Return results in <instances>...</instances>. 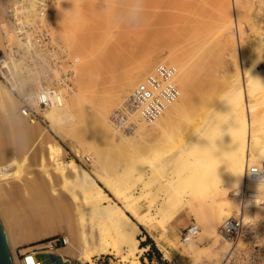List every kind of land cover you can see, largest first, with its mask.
Listing matches in <instances>:
<instances>
[{"label":"rangeland","instance_id":"obj_1","mask_svg":"<svg viewBox=\"0 0 264 264\" xmlns=\"http://www.w3.org/2000/svg\"><path fill=\"white\" fill-rule=\"evenodd\" d=\"M231 1L232 0H228L229 2L228 5L227 4L222 5L220 0H50L47 4H44V8L46 9V13L49 20V33H50V43H51L50 47H52L51 52H54L55 54L60 55L62 57H65L68 60H72L74 58L77 60V56L80 57L81 54L72 46L73 43L72 45L69 43L68 30L71 31V27H69L68 25L69 20L66 19L65 24L60 22L59 15H57L58 12L57 10L60 5L64 4L63 2H66V5L67 3H69L70 5L75 2L79 7L81 13L79 14V16L81 15L82 18L81 19L79 18L80 24L76 23L77 25H79L77 27L78 30L76 31V36L79 39L83 38L81 40H83L86 44L85 57L87 61L85 65L81 67V69H80V65L79 68H77L79 61L74 63L73 68L76 67L78 69V72L80 70V73L79 75L78 73L75 74L74 77L72 78V81L74 79V82H76V88L80 89L79 91L82 92L81 94L87 96L86 97L87 100H85V96H81V97L79 96L81 98L80 100L81 102H79L78 100V102L75 103L74 114H79V115H75L76 118L75 123H70L66 121L67 123L65 124L59 123L57 125H54V129L50 130L47 128L49 122L46 121L44 117L41 115L40 118L41 120L32 124V127H30L32 134L30 135L31 141L29 142L31 146L29 145V143L24 145L23 141H21L22 140L21 137H19L18 134L19 130L16 127V125L22 122V124L29 126V124L31 123L25 121L22 118V116L21 117L19 116V113H17V104L13 108L14 111L13 112L11 111L8 117H5L3 115V111H1L0 108V124H1L0 137L1 135L3 136V138L1 137L3 141H5V138L7 137L6 138L7 140L5 142H3L0 139L1 149H2V151H0L1 154H3V156L6 155V158L7 156L10 157L11 155L17 159H20V156L22 155L21 152H23L22 150L29 149L28 150L29 155L25 159V164H23V166L19 168L21 170L20 173L19 170L16 169L17 168L16 166H13L12 169V170L16 169L15 171L19 173L20 177L17 178L13 177V176H18L16 174L8 178L7 182L5 181L6 179L0 180V199L4 201L6 205H8V203L9 205H11V207L9 205L7 207L10 209H14L11 211L9 210V213L15 217H18V215L21 214L22 212L24 213L23 210L25 209L26 211V208L29 206L30 203H31L30 206L32 207L34 206L36 208L38 206L39 208L37 207V210L35 208H33L32 210L35 209V212L38 211L36 212L37 214L42 213V215L40 214V216L42 217L39 223V227H41L44 231L48 227V224H50L52 227L49 228L50 233L46 237L37 240L27 241L22 243L20 242L13 243L12 240L10 241L9 239L10 249L18 264H22V259L28 253L31 252L36 253L41 260L47 261L45 254L56 253L58 250L67 247L68 242H73L74 244L78 243V240H76V237L78 236L76 231L79 228V225L77 223V218H75L76 214H73L74 207L69 206L68 204L66 205L62 204L66 202L65 200H67L68 195L65 194L67 193L66 192L67 189L71 188V184L68 181V183H65L64 185V183H62L61 180L58 179V177L55 178L53 182L49 181L46 178V173H45L46 171L44 169V166L42 165V163L40 164L41 162L40 156L41 155L44 156L46 152L45 150L46 143L55 144V142L56 145L61 148L62 150L61 152H63L62 155L63 160L64 161L73 160L76 163V165L79 167V169L86 170L91 175V177L96 180L97 185L102 187V184L96 179V177L98 175L104 176V174L106 173L108 174V175L106 174L107 176L111 177L110 179L113 182L115 181L114 184L118 186V192H116L115 198L103 188L105 193H107V195L110 197V199L113 202L115 203L119 202V204H122L121 199L124 195L139 196L140 199L137 202H135L133 205L134 213L138 217L149 216L152 214V212L155 209L161 208V213H160L161 216L159 218L161 225L158 227L155 224H151L147 226V228L145 229L143 227H140L141 235L139 236V238L143 237L140 241V245L142 246V243L146 239V235L147 236L150 235L149 237L154 241L155 247L158 250L159 254L155 252L154 253L151 252V249L147 247V249L140 254L139 264H159L157 260L159 257H160V261L164 262L165 264H218L220 256L226 250L225 245L217 246L216 244V246L212 247L211 240L208 241L202 238L199 239L198 241V236H197L193 241H191L194 243V245H196L193 247L194 251H190L188 255L185 257L180 255L179 249L173 248L172 259L167 260L164 259L162 252L159 250L158 246L155 243V240H157V238L163 240L164 234L162 232L161 227L164 224L165 226H167L166 228H168V234L170 235L171 242H175V243L180 242L182 244L180 240L181 232L183 230V227H186L188 224H190V222H195L198 226H200L199 228L201 231L202 225L198 217L193 212H191L189 208L185 207L181 209V207L178 205L176 206L168 205V202L165 204H163L162 202L160 203V200L165 193V192L163 193L160 183H161V179L164 176L171 175L174 171L176 172L179 171V170L173 171V169H179V168L182 169V167L180 166L181 162L179 160L180 148L181 146L185 145V143H183L185 140H187V144L185 145L186 148L192 146L194 143L192 138H194L195 136V134L190 133L188 134V136L189 135L191 136L187 137V135L185 134L189 133L191 126L193 127V125H197L196 123L200 125L199 120L202 119L203 121V119H205L203 115L204 113L207 114V112L211 108L215 110V108L217 107L216 104L214 102H210L209 99L212 98L211 101H213L215 98L219 97L220 94L222 96V93H224L226 90H229V88L233 89V87L239 83L240 86L242 85L244 89L246 88L245 95L247 97V102L249 104H252L253 108L254 107L256 108L253 109L254 110L253 112H255L254 114L261 115L264 112V107L259 106L261 105L258 98L260 95L257 94L259 93V91L262 92V90L260 89L264 87V86L261 87L260 84L264 82V80H262V75L264 74V72L261 73V68L264 70V4L257 5L256 3H246L245 1L241 0V2L243 3L240 2L241 5H236L234 1H232L231 4ZM13 6L14 5L11 4L10 2L0 0V24L4 23V25L9 29H11V27L9 26L10 23L8 21L9 13L10 11H12ZM235 6H237L238 9H236ZM23 7H27V5H23ZM35 8H36L35 11L37 10L36 11L37 13L41 15L43 14L42 13L43 10H40L39 7L36 6ZM152 8H157V9H152ZM32 12L34 13V11ZM231 17L232 19H230ZM227 18L230 21L231 20L233 21L232 22L233 26L232 25L230 26L229 20H227ZM236 18L237 19L240 18V19L237 20ZM227 21L229 24L228 26H227ZM73 22H75V20ZM222 22L226 23L225 24L227 26V27L225 26L226 29L224 27L222 28V24H221ZM237 23L238 24L241 23L239 24V26L243 24V26H240V28L242 27L241 28L242 30L239 28ZM253 24L255 26H252ZM218 27H220V29ZM252 27L255 29H253ZM221 30L224 32V34L223 32L221 33ZM255 30L256 32H254ZM217 33L219 35L221 34V36H219ZM230 33L231 35L234 36H231ZM0 35H1V30H0ZM14 35L15 34H13V36H11L9 40L12 44L11 46L12 51L13 50L16 51L18 50V48H20V40H18L16 35L15 36ZM193 37H195L196 40ZM215 37L216 38L219 37V40H216ZM229 37H231L232 39L231 38L229 39ZM15 39L18 40L17 44H13L15 42ZM12 41L14 42L12 43ZM51 41L54 42L52 43ZM198 41L199 43L201 41L205 44L204 46H202L203 43H201L202 44L201 48L200 45H198L201 50L200 49L196 50V48H198L197 46ZM65 42H67V44H65ZM66 45L69 46L67 47ZM177 47L179 48L177 49ZM170 50L171 52L174 51L175 53L177 52L175 55L178 58L184 59L183 56H185L187 57L186 59H184L185 61L192 60L195 63L196 62L198 63V64L196 63V66L198 65L197 68H198L199 78L198 75H196L197 76L196 78H198V80L195 81L196 90L198 93L196 97V102L199 103L198 100L201 99L199 104L196 103L198 107L192 109V108L184 107L182 105L181 107L183 109L180 108L182 111V116L180 114L181 113L180 111V113L177 112V114H180L178 115V117L176 116V112L170 111L168 114L169 118L167 117L166 119L161 121V126L164 128V130L166 129L165 131L164 130L162 132L156 131L152 129V126H147L145 129H143L145 131L147 130L146 132L140 131L138 129V131L140 132H137V134L139 135L141 140L139 139L140 142L139 141L132 142L130 146L131 148L130 150L129 147L121 148V147H116L114 144L106 145V143L101 138L98 139L99 133L96 126L94 127L95 124L93 122V117H94L93 113L95 109L102 104L101 102L102 100L106 101V97H107L106 94L108 95L112 94L111 97H107L109 98L107 99V101H112V102L115 101L116 103L113 109L109 112L110 114L107 116L109 117V121H110L111 114L114 112L115 109L118 108L116 106L121 105L122 102L124 101L125 95L120 96L119 98L118 96L120 95L119 89H121L123 85L125 86V81H127L126 77L129 76L131 72H133V70H136V72L141 71V65L147 64L149 68L141 75L140 79L142 80V78L146 75V73L152 70L153 67L159 62H161L163 58H166L168 56V55L166 56V54L169 53L168 51ZM90 54L94 56L91 57ZM186 54L187 55L191 54L189 56L192 57L193 55L194 57L190 59V57L186 56ZM194 54L195 55L199 54V56L198 55L195 56ZM195 58L197 59L196 61ZM75 72H77V70H75ZM15 73L16 75L14 74L15 75L14 79H16L17 81L19 80L20 85L24 84L25 87L28 85H29L28 87H30L31 83L32 84L34 83L33 79H27L30 81L26 80L27 83L24 82L25 81V79L23 78L24 74L22 75V74H18L17 72ZM236 79H238V81ZM216 80H218L219 82L218 81L216 82ZM0 84L3 85L7 90H9L12 98L14 97L15 103L18 102L16 100L15 95L12 94L13 91L11 92V88L7 87V85L1 78H0ZM134 84L131 85L130 89H132ZM90 88L91 91L89 90ZM130 89L127 92L128 94L130 92ZM73 90H75V86L73 87ZM86 91L91 93L93 91L94 94H89L88 92L86 93ZM16 92L18 93L17 90ZM104 93H106L105 94L106 97L102 96V94ZM128 94H126V96H128ZM90 95L92 96L90 97ZM201 95H203L204 97H202ZM82 97L84 98V100L82 99ZM199 97L200 99H198ZM120 98H121L120 100L121 102L118 101ZM68 99L71 100L72 98L68 97ZM88 99L91 101V103L92 102L94 103L93 107L95 108L92 107L93 103L88 105V102H86L88 101ZM118 102H120L121 104H118ZM86 105L89 106L88 108L91 110H88ZM206 106L208 107L207 108L208 110L204 111L205 110L204 107ZM83 107H85L86 110ZM82 110L84 111L82 112ZM200 110L204 111V112L201 111L203 112V114L200 112ZM78 111L82 113L80 114L78 113ZM86 113L88 114L86 115ZM172 113L173 116L171 115ZM82 114H84L83 118H80V116L82 117ZM209 115L210 114H208L207 116L209 117ZM86 116L89 117L87 118ZM171 116L173 119H171ZM200 116L203 118H201ZM207 116L206 118H208ZM84 118H86V121H84L85 120ZM89 118L90 121H92L93 123V125L90 123L91 126H93V129L91 126H89L90 125L89 124L90 121H88ZM81 119H83L85 123H83ZM76 121L78 125L75 126L74 124H76ZM83 125H88V127L87 126L83 127ZM165 125L167 126V128ZM66 126L69 128H67ZM72 126L74 128L70 130V127ZM2 127L3 129L6 127L4 131L8 129L7 130L8 132L7 131L4 132ZM80 127L81 129H79ZM43 128L45 130L48 129L46 130L47 135L42 138L45 144L42 143L37 146H33L34 144L36 145V143L35 142L32 143V141L38 138V135L40 131L43 130ZM85 128H87L90 133L87 130H85ZM224 130L225 129L223 126L218 125V127L215 130H213L214 132L213 134H211V136L218 137L220 136V134L224 132ZM84 131L87 133L88 137H85L86 134ZM9 132H11L10 135H12L10 137L9 135L7 136ZM88 139L91 140L90 143L94 142L93 143L94 147L96 148L100 147L99 149H95L91 144L96 151L100 150L99 154L103 153L101 156L104 159L101 157V160H99L98 164L101 165L98 166L99 168L98 167L93 168L94 164H92V162H93V156L95 157V155L91 156L92 154L91 152L94 150L93 149L91 150L90 148L92 147H90V145L89 146L87 145L89 144L87 141ZM143 142H146V144H143ZM78 144H81L82 146ZM11 145H12V150L10 148ZM22 145H24L25 147ZM89 150L91 151L90 153H88ZM96 151L94 152L96 153ZM76 154H78V156ZM86 157L89 158V161L86 160ZM180 159H182L183 161V158ZM176 160H177L176 162L177 164L180 163L178 165L179 168L178 166H175L176 163L174 161ZM263 161H264V157L260 156L259 162H263ZM95 168H97V170ZM183 172L181 175L179 174L180 184L183 182L182 179L187 178L188 174L190 173L189 171H187V174L186 173L184 174ZM106 175L104 177L107 178L109 181H111L109 177H107ZM177 175L175 176L177 177ZM68 176H69L68 177L69 180H71L72 174L69 173ZM117 176L119 178H116ZM189 176L193 177L191 175ZM25 177L26 178L28 177L27 181L30 180L29 181L30 184H27V186L29 185L28 187L30 190V192H28L27 195L29 193L30 195L29 196L26 195V196L29 197V199L32 201L29 202L28 200L27 203V200L25 199L27 197L26 196L23 197V199L27 203L26 204L24 202L26 208L25 205L20 204L21 203L20 200H22L23 203V199L20 198L22 196L15 197L13 193L10 194V192L6 190L8 184H11V182L12 183L16 182L15 179L17 180L18 178H25ZM193 180L195 181L196 179ZM61 183L63 184V186ZM201 183L203 184V181ZM201 183H197L196 187H194V190L196 191V188L200 187L199 191L200 194L203 193L201 198L203 199V201L200 203L199 199H195L194 201V199L192 198L193 206L195 205V208H197L199 204L198 206L199 208L197 209V211L206 210L207 209L206 205L208 204L206 203L207 201L206 197H208L207 196L208 194L206 192L205 187L200 186ZM31 184L33 186L35 184V186L34 187L31 186ZM40 184L43 186L42 187L37 186ZM13 185L15 186V184ZM251 186L249 185V187L253 188V185ZM32 187L33 188L37 187V190L44 192H37V190L33 189ZM6 191H8V193H6ZM34 191L37 193L35 194ZM204 191L206 193H204ZM229 191L231 192V190L228 189L227 192ZM40 193H42L43 196L39 195ZM260 193H262V191ZM62 194L63 196L64 195L66 196L65 200H64L65 196L64 197L61 196ZM200 194L197 193L198 196ZM38 195L43 199H40ZM59 196L60 198L62 197L61 198L62 200H60L61 202L63 201L61 203L62 206L60 205L57 206L58 203L60 204V202L57 201V198ZM262 196L264 198L263 193ZM35 197L36 199L37 198L40 199L39 201L44 200L45 203L42 201L43 204H47L43 206L44 209L42 208V206H40L42 202L40 203V205L39 204L37 205L39 201H36ZM14 198L16 199V201ZM44 198H46V200ZM68 200L71 201L70 199ZM68 200L66 203H69ZM16 202H19V204L18 203L16 204ZM202 203H206L205 206ZM69 204L72 205L73 202L72 204L71 203ZM17 205L20 206V209H22L21 206L22 207L24 206L22 212ZM234 206L235 207L229 209L230 212L233 211L234 208H236V205ZM40 208H42V210ZM12 211L13 213H11ZM14 211L17 213V216L16 213L14 215ZM27 211L29 210L27 209ZM27 211L25 213H27ZM44 211L46 212L43 217ZM229 211L228 213H230ZM258 212H256V216L264 221V210L259 212V214ZM1 213L2 212H0V214ZM23 213L21 214L22 217L21 220L23 219L26 220L24 217L25 214ZM217 227H219V225ZM24 229L25 228H22L21 234L26 239L27 237L26 233L29 232H25L26 230ZM150 229L151 231L148 232V230ZM152 237H155V239H153ZM63 239L64 240L67 239V241L65 240L64 242ZM185 244L187 243H184L183 245ZM147 253H149L148 256ZM66 261H69L71 264H80L79 261L75 259V255H69L68 257H66ZM87 264H121V263L118 261L117 258L110 255H94L90 260V262H88Z\"/></svg>","mask_w":264,"mask_h":264},{"label":"bare ground","instance_id":"obj_2","mask_svg":"<svg viewBox=\"0 0 264 264\" xmlns=\"http://www.w3.org/2000/svg\"><path fill=\"white\" fill-rule=\"evenodd\" d=\"M220 1H221L222 5H225V4L228 5L229 4L228 0H220ZM232 1H234V3L236 5H241L240 4L241 0H232ZM232 1H231V4H232ZM243 1H245L246 3H256L257 5H263L264 4V0H243ZM63 3H64L63 5H60L58 7L57 15H59L60 22H62L64 24H65L66 19L69 20L68 25H69V27H71V31L68 30L69 31V34H68L69 43L71 45L73 43L72 46L81 54L80 57L77 56V61H79L77 68H79V65H80V69H81V67H83L87 61L86 57H85V55H86V49H85L86 44L83 40H81L83 38L79 39L76 36V31L78 30L77 27L79 26L76 23L80 24L79 20L82 17H81V15L79 16V14H81V13H80L79 7L77 6V4L75 2L70 4V5H69V3H67V5H66V2H63ZM241 3H243V2H241ZM35 6L36 5H34V3L31 4L30 12L34 11V13H35L37 11V10L35 11V9H36ZM69 6H71V7H69ZM113 6H115V5H113ZM235 7H236V9H238L237 6H235ZM132 8H134V7H132ZM152 9H157V8H152ZM186 14H188V13H186ZM229 17H230V15H229ZM230 19H232V17ZM239 19H237V20H239ZM74 20H75V22H73ZM227 20H229V19L227 18ZM232 22H233L232 20L231 21L229 20L230 26L233 24ZM219 24H220V22H219ZM221 24H222V28L224 27L225 29L229 25L228 21H227V26L225 25L226 23L222 22ZM239 24H241V23H239ZM239 24L237 23L238 26H239ZM240 26H243V24ZM240 26H239V28H240ZM252 26H255V25L253 24ZM220 27H218V28L220 29ZM231 28H233V27H231ZM217 29H216V31H217ZM240 29H239V31H240ZM253 29H255V28H253ZM0 30H1L0 58H2V56L4 57L2 59L4 60V62L6 64L5 67H6V71H7L6 76L8 77L7 80L9 83H12L11 84L12 86L16 87L18 94L30 93V95L32 96L33 93H31L32 90L29 89V87H28L29 85L25 87L24 84L20 85L19 80L17 81L16 79H14V76L16 75L15 72H17L18 74L23 73L24 74L23 78L25 79L24 82H26V83H27V81H30L27 79H33V78H31L32 73L30 72V70L26 71L24 68V65H23L24 59H22V58L17 59L14 56L15 54L13 53V51H15V50L12 51V49H11L12 44L9 40H10L11 36H13L14 31H13V29L11 30V29L7 28L4 25V23L0 24ZM222 30H224V29H222ZM222 30H221V33L223 32ZM254 32H256V30ZM223 34H224V32H223ZM223 34H222V36H223ZM106 35H108V34H106ZM230 35H231V33H230ZM66 36H67V34H66ZM219 36H221V34ZM231 36H234V35H231ZM193 38L196 40L195 37H193ZM230 38L231 37H229V39ZM220 39H221V37H220ZM216 40H219V37H217ZM231 41H233V40H231ZM13 42L14 41H12V43ZM17 42H18V40L15 39V42L13 44H17ZM51 42L53 43L54 41H51ZM2 43H4V44H2ZM201 43H203V42L200 41V43H199V41H198V44H197V46L200 45V48L205 45L204 43H203V45ZM65 44H67V42H65ZM18 45H19V43H18ZM20 45H21V43H20ZM66 46L68 47L69 45H66ZM178 48L179 47H177V49ZM200 48L198 46V48H196V50L200 49ZM173 49H172V51H173ZM168 52L169 53L166 54V56L167 55L168 56L166 58H163L162 61L159 63H167V64L171 63L170 65L173 64L175 66V68H176V77H175L176 81L175 82H176L178 89H179L178 99L173 104L168 106L167 109L162 113V115L153 123L146 124L144 122H138L136 130L134 133L123 134L120 131L116 130L112 126V124L109 121V117H107L110 114L109 112L113 109V107L116 104L115 101H113V102L107 101V99H109L107 97H111L112 94H109V95L106 93L102 94V96H105V97L107 95L106 101L102 100L101 101L102 104L95 109V111L93 113V116H94L93 122L95 124L94 127L96 126L98 133H99L98 139L101 138L106 143V145L107 144H114L116 147H121V148H123V147L128 148L129 147V150H130L131 149L130 146H131L132 142H134V141L140 142V140H141L139 135L137 134V132L145 131L143 129H145L147 126H152V129L162 132L164 130V128L161 126V121H163L167 117L169 118L168 114L170 111L176 112V116L178 117V115H180V114L182 116V111L180 109V108H182L181 107L182 105L184 107H188V108H192V109L198 107L197 104L200 103L201 99L199 97L198 98V99H200V100H198L199 103L196 102V97H197L198 93L196 90V82L195 81L198 80V78H199L198 68H197L198 65L196 66L197 62L195 63L194 61H192V60L190 61L189 59H188L189 61H185L184 59L187 58L185 56H183L184 59L178 58L175 55L177 53V52L175 53V51L171 52V50H170ZM189 55H191V54H188V55L186 54V56H189ZM196 55L199 56V54H196ZM90 56L93 57L94 55L92 56L90 54ZM189 57L191 59L194 56L192 55V57L191 56H189ZM196 60L197 59L195 58V61ZM73 66H74V64H73ZM77 68L76 67L73 68L72 77L70 78L71 87L67 92H65L64 98L62 100H59V103L57 106H53L41 114L44 117V119L49 122V125L47 126V128L50 130L54 129V125H57L59 123L65 124V123H67L66 121H68L70 123H75V119H76L75 115H79V114H74L75 103L78 102V100H79V102H81L80 97L85 96V95L81 94L82 92L79 91L80 90L79 88H76V82H74V79L72 81V78L74 77V75L77 73L79 75V73H80V70L78 72ZM148 68L149 67L147 64H142L141 65V71L136 72V70H133L134 73L131 72V74L126 77L127 81H125V86L123 85V87H121V89H119L120 95L118 96V98L120 96H124V95L126 98L127 97L126 94H128L127 92L130 89L131 85L135 83L134 84V86H135L138 82H140L139 80H141L140 79L141 75L146 70H148ZM75 70H77V72H75ZM262 70L263 69L261 68V73L264 72V70L263 71ZM149 72H151V70ZM196 75H198V78H196L197 77ZM238 79H236V80L238 81ZM262 80H264V74L262 75ZM217 81L218 80H216V82ZM33 82H34V79H33ZM220 82H221V80H220ZM33 84L31 83V85H33ZM198 84H199V82H198ZM260 84H261V87L264 86V82L260 83ZM74 86H75V90H73ZM93 89H94V87H93ZM89 90L91 91V88ZM131 90L132 89H130V91ZM245 90H246V88L244 89L242 87V85L240 86V84L238 83L237 85H235L233 87V89L229 88V90H226L224 93H222V96L220 94L219 97L215 98L213 101H211L212 98L211 99L206 98V99H209L210 102H214L217 107L215 108V110L210 107L212 109V111L210 109L208 112H210V111L211 112L210 113L207 112V114L206 113L203 114L204 111L208 110L207 106L204 107L205 108L204 111L200 110V112L203 111L201 113L204 115L205 119H203V121H202V119H200L199 120L200 125H198V123H196L197 125H193V127L191 126L189 133L185 134V135H187V137L191 136V135L188 136V134H190V133L195 134L194 138H192L194 143L191 142V143H193V145L186 148L185 145L187 144V140H185L183 142V143H185V145L181 146L180 154H179L180 158H183V161L180 158H179V160H180L181 164L180 163L177 164L176 163L177 160L174 161L176 163V164L174 163L175 166H178L180 164V166L182 167V169L179 168V166H178L179 169H173V171L179 170L177 172L176 171L173 172L175 175L178 174L177 175L178 178L172 173L173 175L171 174V175L164 176L161 179V183H160V186L162 187L163 193L165 192L163 197L160 200V203L162 202L163 204H165L168 202V205H173V206L178 205L181 207V209L185 208V207L189 208L191 210V212H193L198 217V219L202 225L201 231L198 234V241H199V239H202V238L206 239L208 241L211 240L212 247L216 246V244H217V246L218 245H224V243L220 242V240L218 239L216 228H218L217 226L220 225V223L222 222V220L224 218L231 215L232 211L230 212L229 209L232 207H235L234 206L235 202H234L233 196L235 195V190L240 188V185L243 182L247 167L252 165V164L258 163L260 156L264 157V116H263L264 112L261 115L260 114L259 115L254 114L255 112H253L254 111L253 109L255 107L253 108L252 104H249L247 102ZM260 90H262V92L259 91V93H257L258 95H260L258 98H259L261 105H259V106L264 107V99H263L264 98V87H262ZM88 91H86V93ZM83 92H85V91H83ZM88 93L94 94L93 91H92V93L91 92H88ZM199 93H201V92H199ZM203 95H201V96L204 97ZM261 95H262V97H261ZM91 96L92 95H90V97ZM68 97L72 98V99L69 100ZM86 97L87 96H85V100H87ZM214 97H216V96H214ZM125 98H124V100H125ZM82 99L84 100L83 97H82ZM120 100H121V98L118 101H120ZM261 100H263V101H261ZM122 101H123V99H122ZM86 102H88V105L93 103V102L91 103V101L89 99ZM109 102H112V103H109ZM120 102H118V104H121ZM262 102H263V104H262ZM16 104H17V102L15 103L14 97L12 98L9 90H7L3 85L0 84V108H1V111H3V115L5 117H8L9 113L11 111L12 112L14 111L13 108L16 106ZM93 105H94V103L92 104V107H93ZM121 105L116 106V107L120 108ZM95 106H97V105H95ZM88 107L89 106H87V109L91 110ZM81 108H82V106H81ZM83 108H85V107H83ZM93 108H95V107H93ZM85 110H86V108H85ZM83 111L84 110H82V112ZM180 111H181V113H180ZM82 112L78 111V113H80V114ZM177 112H179L180 114H177ZM87 114L88 113H86V115ZM208 114H210L209 117L207 116ZM83 115L84 114H82V117L80 116V118H83ZM171 115L173 116V113ZM172 116H171V119H173ZM206 116L208 118H206ZM201 118H203V117H201ZM84 119H85L84 121H86V118H84ZM25 121H27V120H25ZM81 121H83V119H81ZM84 121H83V123H85ZM88 121H90V118L88 119ZM29 123H31V122H29ZM34 123H36V122H34ZM34 123H31L28 126V125L22 124V122H20L18 125H16V127L19 130V132H18L19 137H21V139H22L21 141H23L24 145L28 144V143L30 145V142H29V141H31L30 135L32 134L30 127H32V124H34ZM90 123L93 125L92 121H90L89 124ZM91 124L89 126H91ZM74 125L75 126L78 125L77 121H76V124H74ZM218 125L224 127V129H225L224 132L222 134H220V136H218V137L211 136V134H213V132H214L213 130H215L218 127ZM84 126L88 127V125H83V127ZM110 126L112 127V129ZM91 127L93 129V126H91ZM67 128H69V127H67ZM72 128H74V127L73 126L70 127V130ZM166 128H167V126H166ZM2 129H3V127H2ZM4 129H3V131H4ZM48 129H46V130H48ZM79 129H81V127ZM138 129L140 131H138ZM7 130L8 129H6V131ZM46 130L43 128V130L40 131L38 138L35 139L34 141H32V143L33 142L36 143V145L34 144L33 146H37L39 144L44 143L42 138L47 135ZM85 130H87L89 132V130L87 128H85ZM6 131H4V132H6ZM148 131H150V130H148ZM10 133L11 132H9V134H7V136L8 135H9V137L12 136V135H10ZM85 134H86L85 137H88L86 132H85ZM1 137L3 138L2 135H1ZM1 137H0V139H1ZM80 137H81V135H80ZM184 137H186V136H184ZM6 138H5V141L7 140ZM192 139H190V140H192ZM1 140L3 141V139H1ZM94 140H95V138H94ZM5 141H3V142H5ZM87 141L89 143V144H87L88 146L90 145V147H92V145H93V147H94V144H93L94 142L90 143L91 140H89V139ZM87 141H85V142H87ZM142 141H144V140H142ZM8 142H10V141H8ZM85 142H83V143H85ZM100 142H101V140H100ZM23 143H21V144H23ZM11 144H12V142H11ZM81 144H82V142H81ZM81 144H78V145L82 146ZM143 144H146V142H143ZM24 145H22V146H24ZM93 147L90 149L91 150L93 149L94 151H96L95 149L100 148V147H98V148L94 147L95 148L94 149ZM109 147H110V145H109ZM10 148L12 150V145ZM82 148H84V147H82ZM22 149H23V147H22ZM28 150L29 149L22 150L23 152H21L22 155L20 156V159H17L11 155H10V157L7 156V158H6V155L3 156V154H1V152H0V180L6 179L5 181L7 182L8 178H10L12 175H16V174L18 176H13V177H16V178L20 177L19 173L21 170L19 168H21L23 166V164H25V159L29 155ZM45 150H46L45 155L40 156L41 157L40 164L42 163V165L44 166V169L46 171L45 172L46 178L49 181L53 182L54 179L58 177V179H60L61 182L64 183V185H65V183H68V181L71 184V188L67 189V191H66L67 193L65 195H68V197H69V198L67 197V200L68 199L71 200V201L68 200V202L71 204L73 202V204L70 205L69 203H66L67 200H65L66 196L64 195L65 196L64 200L66 202L62 203L63 201L62 202L60 201V200H62L61 199L62 197L60 198V196H59L57 198V201H59L60 204L58 203L57 206H59V205L62 206L61 203L65 204V205L68 204L69 206H73L74 207L73 210L75 211V212L73 211V214H76L75 218H77V223L79 225V228L76 231L78 234V236L76 237V240H78V243L74 244L73 242H68L67 247L58 250L56 253H54V255H57L61 258L62 264L64 262H68L69 264H71L69 261H66V257H68L69 255H75V259L78 260L80 264H87L88 262H90V260L92 259V257L94 255H110V256L117 258L121 264H139L140 263V260H139L140 254L147 249V247H142L140 245V241L143 238V237L139 238V236L141 235V228L140 227H143L145 229V228H147V226H149L151 224H155L159 227L161 225V222L159 221V218L161 216L160 215L161 208L155 209L152 212V214L149 216L138 217L134 213V206L133 205L135 202H137L140 199L139 196H137V195H124L121 199L122 204H119V202L115 203L110 199V197L107 195V193H105V191L103 190V188H104L114 198L116 197L115 196L116 192H118V186L116 184H114L115 181L113 182L110 179L111 177L107 176L108 175L107 173H106L107 175L104 174V176L106 175L107 177H109V179L111 181H109L107 178H105L104 176H101V175H98L96 177V179L102 184V187H101V186L97 185L96 180L93 179L91 177V175L86 170L79 169V167L76 165V163L73 160L64 161L63 156H62L63 152H61L62 151L61 148L56 145V142H55V144L46 143ZM0 151H2L1 142H0ZM94 151L91 152L89 150V152H88V153H90V152L92 153L91 156L95 155V157L93 156V162H92V164H94L93 168L101 166L98 163H99V160H101V157H102L101 155L103 154V153L99 154L100 150H97L96 153ZM21 153H19V154H21ZM76 155L78 156V154H76ZM105 157H106V155H105ZM100 164H102V163H100ZM46 165H48V166H46ZM13 166L17 167L16 169L19 170V173H17V171H15L16 169L12 170ZM95 169L97 170V168H95ZM187 171H189L191 174L188 172L189 174H188L187 178L182 179L183 182L181 181L182 183L180 184L179 174L181 175L182 172L184 174L185 173L187 174ZM69 173L72 174L71 180H69V178H68ZM43 175H45V174H43ZM189 175H191L193 177H190ZM118 176L116 178H119ZM200 177L202 180L200 179ZM27 178L25 177V178H18L17 180L15 179L16 182H14V183L11 182V184H8V187L6 190H8L10 192V194L13 193L15 195V197L16 196H18V197L22 196L20 198L23 199V197H25L27 195V193L30 192L29 187H28L29 185L27 186V184H30V182H29L30 180L27 181ZM193 179H196V180L194 181ZM184 180H185V182H184ZM26 181L29 183H27ZM202 181H203L204 185L201 183ZM177 182H179V183H177ZM196 182L201 183L200 186L205 187L206 192L208 194V195L205 194L208 197H206L204 195L207 198L206 203H208V204L206 205L207 209L203 210V211H197V209L199 208L198 207L199 204H198L197 208H195V205L193 206L192 198L194 199V201H195V199H199L200 203L203 201V199H201L203 193L200 194V191H199L200 187L196 188V191L194 190V187H196V185H197ZM39 183H40V181H39ZM13 184H15V186ZM35 184H34V186H35ZM194 184H195V186H194ZM251 185H253V188L255 187L254 189H257V191H259V192L262 191V193L264 194V186L258 185V184H253V183ZM31 186H33V185L31 184ZM37 186L42 187L43 185L40 184ZM62 186H63V184H62ZM27 189H28V191H27ZM33 189L37 190V187L33 188ZM228 189L231 190V192L230 191L227 192ZM8 191H6V193H8ZM37 192H44V191L37 190ZM37 192H35V194ZM206 192L204 191V193H206ZM197 193L200 195L198 196ZM262 193H261V195H262ZM193 194H194V197H193ZM14 195H12V196H14ZM29 195H30V193L27 196H29ZM39 195L43 196L42 193H40ZM38 196H36V197H38ZM61 196H63V194ZM36 197H35V199H36ZM195 197H197V198H195ZM198 197H200V198H198ZM30 198H31V196H30ZM25 199L27 200V203H28V200H29V202L31 201L29 199V197H27ZM37 199H36V201H39L40 199H43V198L40 197V199H38V200ZM44 199L46 200V198H44ZM15 201H16V199H15ZM42 201L44 202V200H42ZM42 201H39V203H37V205L38 204L40 205V203ZM20 202H21L20 204H22V205H25V203H26L24 199H23V203L25 202L24 204L22 203V200H20ZM43 202H42V204H43ZM49 202H50V200H49ZM17 203L19 204V202H16V204ZM206 203H202V204H204V206H205ZM30 204L28 207H31V208H28V207L26 208V205H25L26 211H27V209L29 210V211H27V213H25L26 211L24 209V206L23 207L21 206V208L24 209L23 210L24 213H23L22 209H20V206L17 205L19 207V209L21 210V212L26 215V216L24 215L26 220H24V219L21 220V218H22L21 214L22 213L20 212L21 214H19L18 217L11 215L9 213V210L11 211L14 209L8 208L7 206L9 205V203H8V205H6L5 202L0 199V212H2L0 214V222H1L2 227L4 229L8 245H9V239H10V241L12 240L13 243L14 242L15 243L16 242L22 243V242L33 241V240H37V239L46 237L50 233L49 228H52L50 224L47 223L48 227L46 228L45 231L41 227H39V223H40L41 217H42V216H40V214L42 215V213L37 214L36 212H38V211L35 212V209L37 210L38 206L35 208L34 206L33 207L30 206ZM42 204L40 206H42V208L44 209L43 206L47 205V204H43V205ZM9 206L11 207V205H9ZM33 208H35V209L32 210ZM42 208H40V209L42 210ZM64 209H65V207H64ZM228 211L230 213H228ZM261 211L262 210H260L259 212H261ZM45 212L46 211L43 212V217H44ZM259 212H258V214H259ZM11 213H13V211ZM15 213L16 212L14 211V215H15ZM38 215L40 216V218ZM16 216H17V213H16ZM67 218H69V217H67ZM166 227L167 226H165V224L162 225V227H161L162 232L164 234L163 240H161L160 238L159 239L157 238V240H155V243L158 246L159 250L162 252L164 259H167V260L172 259L173 248L179 249L180 255L185 256V257L188 255V253L190 251H194L193 247L196 245H194L193 242H189L185 245H183L184 243L181 244L180 242L179 243L171 242L170 235L168 234V228H166ZM22 228H25L24 229V230H26L25 232H29V233H26L27 234L26 239L21 234ZM150 231H151V229L148 230V232H150ZM152 231H154V230H152ZM152 238L155 239V237H152ZM65 240L67 241V239H65ZM200 245H201V243H200ZM9 249H10V245H9ZM10 252H11L12 259H14L13 263L18 264L15 257L12 254L11 249H10ZM49 254L50 253L45 254L47 261L51 262L49 264H53V263L57 264L55 260H52L49 258ZM215 254H214V256H215ZM195 257H196V255H195ZM47 261L41 260L36 253L31 252V253H28L24 256V258L22 259V264H47Z\"/></svg>","mask_w":264,"mask_h":264},{"label":"built area","instance_id":"obj_3","mask_svg":"<svg viewBox=\"0 0 264 264\" xmlns=\"http://www.w3.org/2000/svg\"><path fill=\"white\" fill-rule=\"evenodd\" d=\"M4 1L14 5L8 21L21 45L13 53L16 58L25 60V70L32 73L34 84L29 87L32 96L30 93L18 94L8 82L3 56L0 58V78L18 101L19 116L31 123L38 122L41 114L57 106L70 89L73 64L77 60H68L51 52L49 20L44 8L49 0ZM32 3L43 10V15L30 12ZM175 77L173 65L156 64L132 88L121 107L114 110L110 116L112 126L123 134H132L138 122L151 124L156 121L179 97ZM252 183L264 186V161L247 167L243 182L233 196L236 208L217 228V236L226 248L218 264H264V221L256 216V212L264 210V198L259 191L249 187ZM199 232V226L190 222L183 227L180 240L189 243Z\"/></svg>","mask_w":264,"mask_h":264},{"label":"water","instance_id":"obj_4","mask_svg":"<svg viewBox=\"0 0 264 264\" xmlns=\"http://www.w3.org/2000/svg\"><path fill=\"white\" fill-rule=\"evenodd\" d=\"M49 258L55 260L57 264H62L61 258L57 255L49 254ZM13 260L14 259H12L4 229L0 222V264H14ZM63 264H69V263L64 262Z\"/></svg>","mask_w":264,"mask_h":264},{"label":"trees","instance_id":"obj_5","mask_svg":"<svg viewBox=\"0 0 264 264\" xmlns=\"http://www.w3.org/2000/svg\"><path fill=\"white\" fill-rule=\"evenodd\" d=\"M142 246L143 247H149L151 249V252H153V253L155 252V253L159 254L158 250L155 247L154 241L147 235H146L145 241L142 243ZM148 255H149V253H147V256ZM157 260H158L159 264H165L164 262L160 261V257Z\"/></svg>","mask_w":264,"mask_h":264},{"label":"flooded vegetation","instance_id":"obj_6","mask_svg":"<svg viewBox=\"0 0 264 264\" xmlns=\"http://www.w3.org/2000/svg\"><path fill=\"white\" fill-rule=\"evenodd\" d=\"M49 263H51V262L47 261V264H49ZM53 264H54V263H53Z\"/></svg>","mask_w":264,"mask_h":264}]
</instances>
